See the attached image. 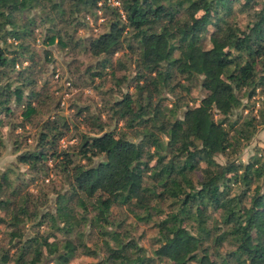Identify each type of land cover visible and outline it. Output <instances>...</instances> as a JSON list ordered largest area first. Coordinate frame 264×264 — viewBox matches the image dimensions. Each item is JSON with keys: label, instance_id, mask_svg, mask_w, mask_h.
<instances>
[{"label": "trees", "instance_id": "trees-1", "mask_svg": "<svg viewBox=\"0 0 264 264\" xmlns=\"http://www.w3.org/2000/svg\"><path fill=\"white\" fill-rule=\"evenodd\" d=\"M118 1L0 0V264H264V0Z\"/></svg>", "mask_w": 264, "mask_h": 264}, {"label": "rangeland", "instance_id": "rangeland-1", "mask_svg": "<svg viewBox=\"0 0 264 264\" xmlns=\"http://www.w3.org/2000/svg\"><path fill=\"white\" fill-rule=\"evenodd\" d=\"M99 17L94 20L91 16L88 17V26L87 27H81L78 30V33H80V35H87V34H97L99 33L102 29H103V22H104V16H102V12L98 11ZM36 47L40 48V43L36 44ZM121 53V51H118L116 53H114V58L117 57L119 54ZM54 56L57 59V66L55 68V70L59 72V74L63 71V67H62V63L65 64L68 60V57H65L60 51L54 49ZM76 58H78L80 61L82 62H88L91 61V55H89L88 53H84V52H78L75 55ZM67 58V59H66ZM53 62H51L50 60L47 61L46 65L48 68L49 72L51 69ZM83 66V65H82ZM56 79V76L54 74V77ZM60 84H62V89L56 92L58 94H60V99L62 100L61 104L64 107V111L65 113H69L73 110V108L68 107L69 104L71 102H77V103H82V104H89L90 108L92 110L96 109L99 106V102H100V93L97 92L96 90H93L90 87H85L83 92H79L77 91L78 89L71 86V84H67L65 81L64 76L60 77ZM52 89L56 86L54 83H52ZM203 91L201 90V88L199 87L198 83H195L190 95L193 97L194 100H191L190 103H196L198 102L199 98L202 96ZM258 97H261V95L257 94L256 96H254V103H255V108H254V112H256L258 106H259V100L257 99ZM243 101L245 102L246 99L244 98ZM252 102V101H250ZM244 112H246V109L244 110ZM0 129L6 133L5 136V146L1 149V153H0V168L5 167L6 165H8L9 163L15 161V152H13L12 150V144L10 142L9 136H7V126L5 124L0 125ZM263 139H264V134H263V130L260 127L259 130L257 131V133H255V135L253 136V138L251 139V141L248 143V145H246L241 153V156L243 159H246L247 156L252 152L253 146L255 144H259L263 146ZM73 138H71L69 141H72ZM67 142L66 138L63 137L60 140V144L65 145ZM218 158L221 160V156H218ZM50 161V160H49ZM21 170H25V167L23 165H21ZM25 176H27V173L25 174ZM48 178H46L45 180H47ZM57 180V179H56ZM57 182H59V179L57 180ZM31 188H34L31 187ZM50 197L53 199V194L50 195ZM51 200V199H50ZM144 226H140L135 232L138 234L142 229H144ZM151 230L150 229H146V233L151 234ZM142 243L144 244H148L149 240L144 237L141 240ZM81 258L83 257H79V256H75L71 259V262L75 263L81 260ZM48 264H53V263H48Z\"/></svg>", "mask_w": 264, "mask_h": 264}, {"label": "built area", "instance_id": "built-area-1", "mask_svg": "<svg viewBox=\"0 0 264 264\" xmlns=\"http://www.w3.org/2000/svg\"><path fill=\"white\" fill-rule=\"evenodd\" d=\"M113 4H119V1L118 0H110ZM37 42H39V39L37 38ZM55 76L57 77L58 75H59V72H58V70L57 71H55ZM66 81V83L69 85L70 83H69V81H67V80H65ZM61 102H62V100H61Z\"/></svg>", "mask_w": 264, "mask_h": 264}]
</instances>
